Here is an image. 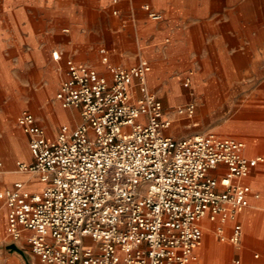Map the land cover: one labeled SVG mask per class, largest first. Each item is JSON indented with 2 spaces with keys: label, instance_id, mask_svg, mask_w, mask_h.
<instances>
[{
  "label": "built area",
  "instance_id": "built-area-1",
  "mask_svg": "<svg viewBox=\"0 0 264 264\" xmlns=\"http://www.w3.org/2000/svg\"><path fill=\"white\" fill-rule=\"evenodd\" d=\"M144 8L152 20L161 19L149 4ZM102 62L109 78L75 63L59 84L60 106L79 109L76 127L63 125L49 139L32 112L17 117L33 157L17 161V170L43 187L31 191L16 180L0 193L11 240L25 239L44 264H189L207 219L233 221L222 236L239 243L236 220L248 205L240 180L264 158L246 156L245 141L236 137L165 135L170 120L147 85L148 62ZM195 107L188 102L177 112L191 117Z\"/></svg>",
  "mask_w": 264,
  "mask_h": 264
},
{
  "label": "crops",
  "instance_id": "crops-1",
  "mask_svg": "<svg viewBox=\"0 0 264 264\" xmlns=\"http://www.w3.org/2000/svg\"><path fill=\"white\" fill-rule=\"evenodd\" d=\"M219 1L223 2V8L232 5L230 0H117V3L112 0H52V16L45 28L34 24L33 20L28 24L22 15L16 14V30L20 29L15 31L14 39L8 40L4 29L0 32V87L20 86L12 73L19 66H44L49 77L43 89L45 97L34 92L36 95L33 94V105L30 106L37 116L28 107L23 110L32 112L45 129L46 136L55 139L61 126L74 128L82 122L79 109L62 108L51 97L58 80L54 73L56 64L60 67L62 80L67 68L75 63L94 66L109 78L103 57L125 67L147 61L150 64L147 85L151 90L149 79L157 93L151 91L162 101L166 117L170 120V127L166 128L164 134L171 137L205 134L214 130L215 126L209 121L210 116L207 115L206 121L202 118L203 112H206L202 102L205 101L207 84L198 82L205 79L207 65L203 60L205 58H200L195 52V40L201 25L205 27L214 22L230 21L226 10L216 16L215 6ZM240 1L236 4L243 6V13L248 17L252 14V5ZM145 4L161 13V19L152 20L144 8ZM113 10H117V13L113 14ZM53 52L58 54L57 59L53 58ZM223 67L227 68L225 65ZM183 78L191 80L190 94L200 90L196 97H187L188 93L181 83ZM188 98L189 101L184 102ZM24 102L27 100L15 93L10 101L6 96H0V161L3 164L0 193L16 180L24 181L31 191H40L43 187L30 174L20 172L16 167L17 161H33L27 146L29 137L16 125V119L23 110L16 115L13 124L10 122L12 113ZM188 102H194L196 106L191 117L173 113L175 106ZM16 129L26 135L27 145ZM240 134L241 137L228 136L245 141L246 156L264 158V154L258 152L264 151V132ZM249 143L256 147V151H248ZM261 166H264V161L248 177L240 180L247 191L248 200V205L236 220L243 231L240 242L234 244L222 236L231 233L233 221L220 223L203 219V240L196 249V259L189 264H264V223L251 222L253 211L264 207V202L257 204L255 200L262 192L261 184H264V174L254 176L255 172L261 171ZM220 170L225 173V166H221ZM251 177L252 187L245 180ZM25 233L30 234V231L26 230ZM7 234V207L0 197V259L3 264H22V258L9 250L8 245L16 243L22 247L28 244L25 239L16 242L7 240Z\"/></svg>",
  "mask_w": 264,
  "mask_h": 264
},
{
  "label": "rangeland",
  "instance_id": "rangeland-1",
  "mask_svg": "<svg viewBox=\"0 0 264 264\" xmlns=\"http://www.w3.org/2000/svg\"><path fill=\"white\" fill-rule=\"evenodd\" d=\"M230 1L232 5L228 8L222 7V1H219L215 6L216 16L226 10V15L228 17L229 14L230 21L227 23L214 22L205 27L201 25L195 40V52L200 58H205L203 60L207 65L205 79L198 82L200 84L203 81L207 84L205 101L202 102L206 112H203L202 118L205 119L204 121L209 118V121L214 123L215 129L206 133L241 137L240 131L235 127L239 123L250 122L254 124L255 127L251 130V134L264 132V0L240 1L252 5L250 7L252 14L248 17L243 13V6L239 7L236 4L238 0ZM51 5L52 0H0V32L4 29L6 38L8 40L14 39L15 31L20 29L16 30V23L14 22L16 14L22 15L28 24L33 20L34 24L45 28L52 16ZM56 66L54 73L58 80L56 87L52 90V98H55L61 81V70L57 64ZM12 73L20 86L16 88L9 85L0 87L2 96H6L7 100L10 101L15 93L22 96L27 102H24L12 113L11 124H13L16 115L26 107L30 108L37 116L30 107L33 105V94L38 93L40 97H45L43 89L44 85L48 83L47 79H49L44 66H19V68L13 69ZM185 80L186 78L181 80L182 86ZM148 81L151 90L156 92L150 85L149 79ZM191 84L190 80L189 86ZM189 86H183L188 93L187 97L190 98V95L196 97L195 94H198L200 90H196L195 94H190ZM189 98L184 102L189 101ZM179 106L173 108L175 115H177L176 109ZM207 115L210 117L206 118ZM16 130L27 145L26 135L20 130ZM246 139L251 138L246 137ZM247 149L251 153L256 151V149L253 150L251 143L248 144ZM258 152L264 154L263 150ZM260 170V172H255L257 174L254 173V176L264 174V166H261ZM245 180L252 187V177ZM261 191L259 198L255 199L257 204L264 202L263 183L261 184ZM253 193L256 192L253 191ZM251 222L253 224L264 223V207L256 208L253 211ZM6 239H11L9 234H7ZM20 248L23 250L24 256L15 251L14 253L22 258V264H44L31 254L29 245L24 244ZM0 264H3L1 259Z\"/></svg>",
  "mask_w": 264,
  "mask_h": 264
},
{
  "label": "bare ground",
  "instance_id": "bare-ground-1",
  "mask_svg": "<svg viewBox=\"0 0 264 264\" xmlns=\"http://www.w3.org/2000/svg\"><path fill=\"white\" fill-rule=\"evenodd\" d=\"M188 80H189V83H190V78H187ZM262 106V105H261ZM182 106H180V107H178L177 109H176V113H177V115H186L185 113H178L177 112V110H179L180 108H181ZM170 127V126H169ZM235 127H237V129L240 131V132H243V133H246V132H249V131H251L254 127H255V125L254 124H252V123H247V122H245V123H239V124H237ZM166 130V129H165ZM164 130V131H165ZM252 139V138H251ZM256 149V147L253 145V150H255Z\"/></svg>",
  "mask_w": 264,
  "mask_h": 264
},
{
  "label": "water",
  "instance_id": "water-1",
  "mask_svg": "<svg viewBox=\"0 0 264 264\" xmlns=\"http://www.w3.org/2000/svg\"><path fill=\"white\" fill-rule=\"evenodd\" d=\"M8 249L19 253L21 256H24L23 250L19 246H17L16 243L9 244Z\"/></svg>",
  "mask_w": 264,
  "mask_h": 264
}]
</instances>
